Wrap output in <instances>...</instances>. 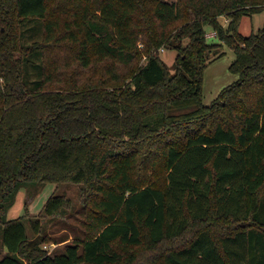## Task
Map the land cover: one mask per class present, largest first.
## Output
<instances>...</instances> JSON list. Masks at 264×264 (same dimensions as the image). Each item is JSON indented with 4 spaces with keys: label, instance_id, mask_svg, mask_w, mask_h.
Wrapping results in <instances>:
<instances>
[{
    "label": "trees",
    "instance_id": "obj_1",
    "mask_svg": "<svg viewBox=\"0 0 264 264\" xmlns=\"http://www.w3.org/2000/svg\"><path fill=\"white\" fill-rule=\"evenodd\" d=\"M49 2L0 0V41L24 53L0 51V264H264V28L238 31L264 0H74L63 24ZM33 21L41 40L23 45ZM205 26L240 76L209 106L203 73L223 44ZM31 182L83 185L85 230L62 250H43L39 220L32 236L3 220ZM69 204L53 194L44 214Z\"/></svg>",
    "mask_w": 264,
    "mask_h": 264
},
{
    "label": "rangeland",
    "instance_id": "obj_2",
    "mask_svg": "<svg viewBox=\"0 0 264 264\" xmlns=\"http://www.w3.org/2000/svg\"><path fill=\"white\" fill-rule=\"evenodd\" d=\"M174 1V0H170ZM74 0H50L49 15L57 20L60 24L69 22L74 15ZM6 10L2 7L1 11ZM10 9L9 11H11ZM0 11V13H1ZM8 11V12H9ZM220 23L227 28L228 19L226 17L219 18ZM264 28V12L254 14L249 17H243L238 31L242 36H249L257 33ZM16 29V25L12 28L7 27V35H11L12 30ZM21 37L23 45H30L35 41L41 40L42 27L41 23L33 21L25 26ZM207 33V41L209 44L222 43L218 38L213 36L214 30L211 26H205ZM235 38V37H234ZM223 44V43H222ZM66 43L61 45H50L47 48L50 58L62 60L66 56L65 52L58 48H66ZM2 60H18L24 53L20 51V45L14 49V44L7 43L6 40L0 41ZM142 47V45H140ZM69 51V50H68ZM221 57L212 58L211 62L203 73L202 95L203 104L211 105L220 94L229 86L239 81V74L233 73L230 69L236 60V53L232 47L223 44L218 48ZM161 58L167 63L171 73H174L175 59L177 51L164 50L160 51ZM38 60V59H36ZM144 60V59H143ZM144 61L141 62V64ZM39 62H32L26 67V73L33 72L37 76V68ZM35 71V72H34ZM32 79L34 77L31 75ZM2 82V80H1ZM64 195L70 204L55 216H45L44 205L53 195ZM8 207L4 214L3 220L10 221L23 217L27 227L28 234L32 236L30 229V220H39L42 226L40 237L45 238L42 244L43 250L54 253L62 250L64 245L73 241L75 237L83 235L85 230V213L83 209V185L75 183L45 184L40 182H31L22 184L18 190L8 199ZM2 225H0V244H1ZM63 240H66L65 242ZM1 246V245H0ZM1 253L6 254V250L0 247Z\"/></svg>",
    "mask_w": 264,
    "mask_h": 264
},
{
    "label": "built area",
    "instance_id": "obj_3",
    "mask_svg": "<svg viewBox=\"0 0 264 264\" xmlns=\"http://www.w3.org/2000/svg\"><path fill=\"white\" fill-rule=\"evenodd\" d=\"M213 36H214V37L216 36V33H215V32L213 33ZM161 51H164V49H162Z\"/></svg>",
    "mask_w": 264,
    "mask_h": 264
}]
</instances>
